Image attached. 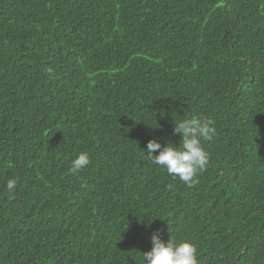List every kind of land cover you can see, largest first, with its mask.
I'll return each instance as SVG.
<instances>
[{
  "label": "trees",
  "instance_id": "1",
  "mask_svg": "<svg viewBox=\"0 0 264 264\" xmlns=\"http://www.w3.org/2000/svg\"><path fill=\"white\" fill-rule=\"evenodd\" d=\"M185 116L217 129L191 188L141 152ZM156 232L264 264V0H0V264H143Z\"/></svg>",
  "mask_w": 264,
  "mask_h": 264
},
{
  "label": "clouds",
  "instance_id": "2",
  "mask_svg": "<svg viewBox=\"0 0 264 264\" xmlns=\"http://www.w3.org/2000/svg\"><path fill=\"white\" fill-rule=\"evenodd\" d=\"M49 76L53 69H44ZM217 134L215 121L202 116H185L174 120L173 135L181 137L179 147L171 141L162 145L158 139L150 140L146 150H141L153 165L166 170L169 176L179 179L188 187H194L199 177L207 171L210 156L203 147L204 141H211ZM158 155H153L157 153ZM91 163L87 152L80 153L71 163V171L78 173ZM17 179L6 182V190L14 193ZM151 250L142 254L143 264H198V248L188 241L177 242L172 238L164 242L156 232L151 237Z\"/></svg>",
  "mask_w": 264,
  "mask_h": 264
}]
</instances>
